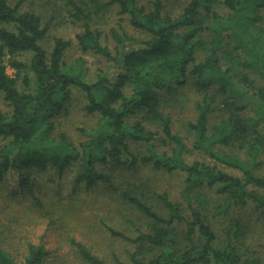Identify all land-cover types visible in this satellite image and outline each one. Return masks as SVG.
Returning a JSON list of instances; mask_svg holds the SVG:
<instances>
[{
	"label": "trees",
	"instance_id": "trees-1",
	"mask_svg": "<svg viewBox=\"0 0 264 264\" xmlns=\"http://www.w3.org/2000/svg\"><path fill=\"white\" fill-rule=\"evenodd\" d=\"M65 6L81 28V52L112 64L89 81L82 59L65 61L71 41L54 38L48 53L42 42L49 28L41 16L0 0V93L10 108L0 111V184L15 173L23 194L35 174L62 173L73 163L75 183L87 187L112 185V175L98 169L111 164L181 173L177 200L168 192L149 194L141 181L119 194L139 227L132 237L108 227L132 245L127 260L116 264H264L255 245L240 239V224L224 239L211 227L213 217L248 203L264 222V0H65ZM112 7L144 37L118 25L105 35L112 48L103 43L94 22ZM21 54L30 60H17ZM186 85L201 93L186 126L190 147L162 106L164 92ZM74 90L84 95L86 113L100 118L99 129L81 130L78 143L53 120L67 113ZM192 151L204 159L188 160ZM207 192L221 202L211 205ZM66 241V255L77 264H109L75 236ZM23 246L15 256L0 245V264L50 261L42 239ZM66 255L54 264H67Z\"/></svg>",
	"mask_w": 264,
	"mask_h": 264
},
{
	"label": "rangeland",
	"instance_id": "rangeland-1",
	"mask_svg": "<svg viewBox=\"0 0 264 264\" xmlns=\"http://www.w3.org/2000/svg\"><path fill=\"white\" fill-rule=\"evenodd\" d=\"M8 1L11 5L19 3L22 10L36 12L42 21L48 24V33L42 42L48 53L52 49L54 38L60 37L71 41L65 53V61L73 64L82 59L84 68L88 70L86 79L89 81L95 79L99 69L110 68L112 63L100 55L93 52L83 53L79 49L76 34L80 33L81 28L69 18L67 12L69 8L65 6V0ZM95 22L94 26L103 32V43L110 48L113 41L109 37L105 39V35L109 29L117 28L118 25H122L132 36L144 37L130 25L127 15L118 14L116 7H112L102 19ZM205 37L201 38L204 40ZM30 57V54H21L16 56V59L28 62ZM111 71L117 72L118 68ZM7 73L12 76L15 71L7 66ZM18 87L22 90L21 80L18 81ZM200 97L201 93L191 85L163 94V109L165 113L170 114L175 131L187 138L189 147L192 138L186 126L188 121L194 118L195 105ZM85 102L84 95L74 90L67 105V113L62 112L53 119L56 129L64 131L75 143L84 140L81 130L91 132L99 129L100 118L86 113ZM0 111L3 113L10 111L2 93ZM132 149L137 150L138 147L132 146ZM186 157L188 160L204 159L194 151ZM98 169L112 175V185L99 184L87 187L84 183H75L78 164L73 163L62 173L56 170L35 174L31 179L30 191L25 190L21 194L17 175L7 174L0 184V245L8 249L12 255L18 256L23 253L26 240L39 242L42 239L51 250L50 261L46 264H54L56 258H63L62 254L66 255L68 251L67 236H75L88 244L109 264H116L118 258L127 260V252L132 250L130 239L113 235L108 227L132 237L134 227H139L138 215L119 198V194L131 183L141 181L149 185L150 188L146 189L149 194L168 192L171 199L177 200L184 187L185 176L181 173L156 171L150 166H140L131 171L123 165L111 164L107 167L99 166ZM260 192L264 193L263 190ZM207 198L213 206L222 200L210 192H207ZM35 199L40 201L42 207L35 203ZM235 223L240 224L239 235L242 242L254 244L256 250L264 255V222L251 203L243 207H232L211 219V227L221 239L226 237L229 227ZM66 256L67 264H77L72 254Z\"/></svg>",
	"mask_w": 264,
	"mask_h": 264
}]
</instances>
